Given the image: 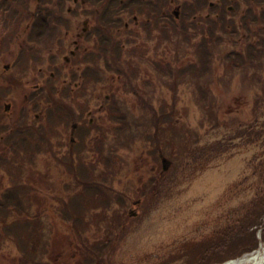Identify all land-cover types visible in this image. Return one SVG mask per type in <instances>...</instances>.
Listing matches in <instances>:
<instances>
[{
	"label": "rangeland",
	"instance_id": "1",
	"mask_svg": "<svg viewBox=\"0 0 264 264\" xmlns=\"http://www.w3.org/2000/svg\"><path fill=\"white\" fill-rule=\"evenodd\" d=\"M31 2L33 8L34 0H0V200L7 222L0 230L8 237L0 244V264H21L17 257H33L43 264H264V220L260 218L262 222L250 229L246 223L249 209L259 213L256 200L264 193V175L255 172L264 159V138L247 142L237 127L197 131L201 115L196 89L183 82L176 91L162 81L163 74L174 71L162 70L163 63L185 68L197 58L196 53L183 54L181 49L177 53L172 41L176 30L160 34L152 27L155 31L143 41L125 45L110 38L103 41L97 32L89 37L90 51L85 54L82 47L73 56V39L82 30L74 27L68 34L69 29H64L58 45L31 53L33 42L16 40L22 22L33 18ZM236 11L239 16L225 19L227 29L237 24L252 36L261 32L264 41V16L254 12L255 19L240 22L243 12ZM42 51L45 57H37ZM133 65L141 66L142 73L133 74ZM83 66L91 72L89 86L73 90L75 82H89L85 74L73 72ZM212 67L216 80L211 89L230 112L242 108L245 98H237L243 90L239 79L229 91V84L220 80L222 64L217 60ZM139 97H153L151 103L161 117L159 133H166L157 140L163 142L160 146L166 145L171 123H192L194 130L189 132L190 150L185 156L177 154V164L166 162L169 175L159 186H153L152 178L161 175L164 158L155 162L148 142L156 140L147 135L154 129L145 117L147 132L133 131L139 113L153 114L147 105L139 110ZM10 102L8 114L4 104ZM13 119L18 120L14 127ZM224 141L229 145L226 151L208 150ZM9 152L18 154L20 167L10 168ZM111 162L110 173L115 175L97 177ZM109 181L112 209L108 215L113 209L120 215L114 216V226L103 220L99 226L78 223L75 229L72 206L105 191ZM144 184L146 191H139ZM32 219L44 223L39 247L27 250L13 239L26 231L21 224ZM81 234L92 242L89 253L79 248ZM106 236L109 243L104 246L100 240ZM96 239L100 244L93 245Z\"/></svg>",
	"mask_w": 264,
	"mask_h": 264
},
{
	"label": "trees",
	"instance_id": "2",
	"mask_svg": "<svg viewBox=\"0 0 264 264\" xmlns=\"http://www.w3.org/2000/svg\"><path fill=\"white\" fill-rule=\"evenodd\" d=\"M237 13L239 14L236 15ZM232 15L234 17L239 16L240 11L233 12ZM253 15V13L250 14L248 17H242L241 15L239 17L240 22H242L243 19L244 21L245 19L249 20L250 18L252 20L255 19V15ZM227 17L228 16L221 18L218 24L212 28L211 32L210 28L208 29L209 37L206 38L205 36H203L201 37V41L195 43H191V41L193 42V40L190 39V36L188 34H184L180 32L179 29H175L176 31H173L174 33L172 41L174 40L176 44L177 53L181 49V51H184L183 54L196 53L197 58L195 61H192L190 64H188L185 68L179 66L176 67L172 63L171 65L163 63V65L161 66L162 70L165 71L166 69H174V71L163 74L162 81L167 86H171V88L176 91L178 90V86L182 85L183 82H187L188 84H190V88L196 89L195 102H197V106L199 107L201 115L199 121L200 126H198L197 130L198 132H203L205 130L210 129H219L222 127L226 129L237 127L240 128L238 130L239 136L244 137L245 141H257L259 137L264 138V121H261L262 116L264 117V41H262L263 34H260L261 32H255L254 36H252L250 35L251 32L248 33V31L246 29L244 30L243 27H241L243 31L241 29L239 30L236 26L237 24L234 25L233 29H227L228 26L226 25L225 21V19L227 20ZM248 22L249 21H247V23ZM238 31H240L239 34ZM216 52L217 56L215 55ZM133 55H135L134 51ZM177 55L178 54H176V56L173 58L174 63H176L175 58L178 59ZM217 60L219 61V63L222 64V69H224L222 72L223 75L221 76L220 80L223 82L225 81V83L229 84V91L230 87H232V82L235 81L236 78L240 81V87L243 86V90L240 91L242 93V96L237 97L236 94L234 97L231 98L232 100L236 99V97L245 98L243 103H240V106H242V108L240 107L239 110H235L238 112H230V108L226 106V103L223 102L222 98L211 89V87L213 86L210 85L216 80L213 74L212 65L216 64ZM133 67H135L136 69L133 74L142 73V69L140 68L141 66L133 65ZM201 67H205L207 71L202 70ZM229 91L228 89H226V92L229 93ZM152 100L153 97H150L149 99L146 98V100H143L141 97H139L140 104L137 105L139 110L142 109V106L140 105H147L153 114H148V117L147 114H144V112L139 113L138 115L141 116L138 117L139 119H137L136 121L138 124L135 125V123L133 122V131H136L135 133L139 132L142 134L144 132H147V129L149 128V124L146 120L147 118L150 122V126H152V128L154 129L151 134L147 135L151 136L150 140H156V142H148L153 147L152 154L156 159L155 162H158L162 158H168L170 161L177 164V154L179 156H185V152H187V150H190L191 148L189 132L194 131L192 123H185L183 125L171 123L170 125L172 127L168 129L167 135L169 136V138H167L166 140V145L164 144L163 146H160L163 142L161 143L157 140H161L160 137H163L164 135H166V133H159L161 126V117L157 115L158 111L156 108H154L153 103H151L153 102ZM254 134L258 136H253ZM224 143L225 141L223 143L221 142V146L215 143V147L212 146L208 150H214L215 153L221 152L222 149V151H226L229 145H224ZM169 145L171 150L168 149ZM9 155L10 156L8 162H10V168L14 169L16 167L15 165H18V167H20V164H18L17 162L18 154L9 152ZM168 155H170L171 157H169ZM114 157L115 156L112 155V158ZM113 166L114 164L112 163V165L109 166L106 171L103 169L104 171L100 172L97 177L106 175V177L108 178V176H114L115 172L110 173L111 168ZM262 167H264V159L256 165L255 172H260V174L264 175V169H262ZM161 169L162 171L161 175H159V178H152L153 186H159L160 183L164 182L167 176L169 175V170L163 171V168ZM110 183L111 181H109L105 185V191H96V197L91 196L89 201L87 200L86 202L84 201V203L72 206V211L75 216L72 218L73 223H70L74 225L75 229H79L77 225L78 223L82 224L83 227L85 225L88 227L92 224H96L97 226H99L103 220H107L109 227L112 228V226H114V216L117 217L120 215L114 213L115 209L112 210L113 213L111 217H109L108 215L109 211L112 209V200H109L110 195L107 192L108 190L110 191L112 189V185ZM98 184L100 185L101 183L97 182V185ZM141 187L142 188L139 191H146V184ZM100 188L101 186L99 187V189ZM149 188L150 185H148V189ZM140 193L141 192H138V195H141ZM256 201L258 202L256 206H260L259 213L251 211V209H249L250 211L246 219L248 229L253 228L259 222L261 223L262 221H260V218H263L262 220H264V193L260 192ZM7 204L9 205L10 203ZM3 205L4 202L0 200V226L2 230L4 226H7L6 219H4V216L2 215ZM251 207H254V204ZM8 210L10 211V209ZM9 216L11 215L8 214L6 218H8ZM63 218V220L68 221L66 217ZM14 220L20 222V220L18 219ZM15 221L13 222L15 223ZM43 223L44 222L41 221V219L37 222L34 219L28 220L27 225L24 222V224H21V228L25 226L26 231L24 233L20 232L21 235L16 236L13 241L21 247L23 245L24 249L27 250H33L34 246L39 247L38 244L41 240L40 230L42 229ZM261 224V226H264V222H262ZM253 234L255 235V232ZM6 236L7 234L0 230V244ZM227 240L228 239H225L226 244H228ZM100 241V243H105V245L103 244L104 246H107L106 243H109V239L107 236L105 239H103V241ZM91 243L92 242H89V239L87 238L86 234H81L80 239H78V245L80 244L79 248H85L87 250V253H89L93 249V246H90ZM100 243L99 240L96 239L93 242V245ZM257 245L258 241H256L255 245L252 248L255 249ZM46 253L47 249L44 250V254ZM82 253H84V249ZM95 254H97V251H95ZM83 256H85V260L88 259L87 254ZM17 258L20 259V261L22 260L21 264H43V261L35 260L33 259V257H24L22 259L19 257ZM206 262H203V264Z\"/></svg>",
	"mask_w": 264,
	"mask_h": 264
},
{
	"label": "flooded vegetation",
	"instance_id": "3",
	"mask_svg": "<svg viewBox=\"0 0 264 264\" xmlns=\"http://www.w3.org/2000/svg\"><path fill=\"white\" fill-rule=\"evenodd\" d=\"M30 7L32 8V2ZM240 9L242 17H248L254 12H260L264 16V0H34L33 18L22 22L16 40L33 42L34 46L29 50L37 53L48 44L55 43L56 46L61 43L64 29H69L68 34L70 28L82 27L77 32V39H73L75 48L70 49L73 56L82 47L85 54L90 51L89 37L93 38L92 35L97 32L102 35L103 41L110 38L114 43L123 42V45L143 41L147 34L155 31H151L152 27L160 34L171 28L179 29L188 34L191 40H199L203 36L209 37L208 29L211 32L221 18H232L234 16L231 13ZM95 13L100 17L95 19ZM59 48L55 47L56 50ZM21 53L19 50V57ZM37 57H45L43 51ZM73 72L85 74L84 80L89 82H75L76 88L72 89L88 88L92 78L89 66L80 67ZM11 108L12 102L4 104V110L8 114ZM2 112L0 108V114ZM17 122L18 120L13 119L10 123L14 127ZM73 126L76 128L77 125Z\"/></svg>",
	"mask_w": 264,
	"mask_h": 264
},
{
	"label": "water",
	"instance_id": "4",
	"mask_svg": "<svg viewBox=\"0 0 264 264\" xmlns=\"http://www.w3.org/2000/svg\"><path fill=\"white\" fill-rule=\"evenodd\" d=\"M166 162H167V159L164 160V168L165 169H167Z\"/></svg>",
	"mask_w": 264,
	"mask_h": 264
}]
</instances>
